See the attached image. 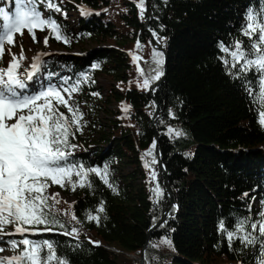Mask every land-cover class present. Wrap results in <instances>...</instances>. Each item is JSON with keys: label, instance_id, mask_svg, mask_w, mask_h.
<instances>
[{"label": "trees", "instance_id": "obj_1", "mask_svg": "<svg viewBox=\"0 0 264 264\" xmlns=\"http://www.w3.org/2000/svg\"><path fill=\"white\" fill-rule=\"evenodd\" d=\"M55 2L66 16L43 4L40 11L61 25L70 44L85 48L90 42L92 47L46 56L27 91L80 81L73 103L90 119L70 137L75 147L67 149L69 163L85 170L107 166L116 191L94 173L88 175L90 187L51 186L48 192L59 193L58 209L69 210L57 217L64 228L28 238L53 242L56 255L68 264H141L143 252L144 264H259V244L245 246L234 239L229 245L219 230L221 221L234 231L248 218L246 232L252 233L249 225L264 210V130L257 123L258 105L246 91L249 82L258 90L259 74L253 70L245 79L232 69L230 75L223 61L231 58L220 45L248 43L242 36L246 16L250 10L264 12V0H145L143 18L139 0ZM0 7L14 11V0H0ZM81 8L90 14L82 16ZM13 47L5 50L1 68L7 67ZM153 49L162 53L163 75L142 88L143 80L155 75ZM133 53L141 55L144 76ZM165 73L166 79L153 87ZM100 76L109 82L101 84ZM150 149L153 154L146 155ZM78 179L73 175V181ZM157 183L163 190L159 199L152 191ZM63 193L74 199L67 201ZM101 203L104 211L97 213ZM89 214H99V224L87 220ZM73 227L78 239L63 234ZM9 239L22 237L4 241Z\"/></svg>", "mask_w": 264, "mask_h": 264}, {"label": "snow or ice", "instance_id": "obj_2", "mask_svg": "<svg viewBox=\"0 0 264 264\" xmlns=\"http://www.w3.org/2000/svg\"><path fill=\"white\" fill-rule=\"evenodd\" d=\"M40 4L45 5L49 12L67 15L55 0H14V11L0 7V18L4 21L3 31H0V60L5 54V45L15 46L16 36H23L25 31L34 43L38 42L37 30H48L49 35L43 40L45 45L50 37L65 44L70 43V38L64 34L61 25L51 15L45 16L40 11ZM137 7L143 18L146 11L145 0H139ZM80 11L82 16L90 14L84 8ZM152 35L155 37L156 33L153 32ZM242 36L248 38L247 44L244 40H237L231 47L220 45L221 50L231 58L224 59L223 62L226 66L230 65L227 69L230 75L232 69H238L236 76L245 79L246 74L253 70L259 74L258 90L251 87L249 82L246 91L258 105L257 123L264 130V12H248ZM136 47H141L139 41ZM26 59L21 46L20 55L12 53L7 67L0 68V241H3L5 236L22 237L19 240L4 241L14 254L8 257L0 256V264H68L65 258L56 255L53 242L32 240L26 235L51 232L57 227L64 228V224L57 217L69 215V210L61 212L57 207L61 202L58 199L59 193L50 194L48 189L53 185L61 188L70 185L73 191L77 186L90 187L89 173L100 177L113 191L116 189L109 182L107 166L103 170H85L83 165L69 163L71 152L67 149L75 147L70 144V137L74 136L75 131L81 130L84 115L78 105L71 103L72 94L79 91L80 81L71 87L49 84L46 88L29 93L28 81H32L40 71L42 61L39 55L34 57L30 65L31 70L21 77L20 69ZM132 59L137 63L138 73L144 76V69L139 66L142 58L133 53ZM152 59L156 64L155 75L146 77L139 85L142 88H149L152 81L159 80L163 75L160 70L163 64L162 53L153 49ZM84 79L87 80L88 77L84 76ZM92 95L98 96L99 93ZM61 107L66 109V112L60 111ZM129 108V105L123 106L125 112ZM172 131L169 129L170 133ZM176 134L181 135L179 132ZM152 148H155V143ZM152 154V149L146 153L149 156ZM155 162L153 158L152 163ZM145 167H149L148 162H145ZM73 175L79 179L73 181ZM150 176L155 180L156 173L153 171ZM152 191L157 199L163 196V190L158 183ZM103 211L104 206L101 203L97 213ZM259 215L261 219L249 225L252 233L258 232L259 237L246 232L248 218L239 221L234 231H228L221 221L219 230L226 233L229 245L234 239L240 240L245 246L259 244V264H264V211ZM71 220L79 223L75 213H71ZM87 220L99 224L100 216L89 214ZM9 226L12 227L11 232L6 231ZM63 234L78 239L79 230L73 227L70 232L64 231ZM90 243L99 245L98 241ZM162 243L171 245L168 240ZM4 250L0 247V252Z\"/></svg>", "mask_w": 264, "mask_h": 264}, {"label": "rangeland", "instance_id": "obj_3", "mask_svg": "<svg viewBox=\"0 0 264 264\" xmlns=\"http://www.w3.org/2000/svg\"><path fill=\"white\" fill-rule=\"evenodd\" d=\"M7 2H8V0H6V3ZM3 24H4V21H3L2 18H0V31H3ZM48 35H49L48 30H45L43 32L37 30L36 38H37L38 42H35V43L30 38L29 34H27L26 37H24V39L21 38L22 36L17 35L16 36L17 43L11 49V53H10V56H9V59H8V63L12 59V53L16 54L17 56L20 55L21 46H22L23 50H24V56L27 57V59L22 62V67H21L20 70H25V72H24V76H25L26 71H30L31 70L30 69V65L33 63V58L36 57L37 55H39L41 57V61L43 62L44 58L46 56H48L49 54H54V53L79 54L82 51H86V50H88V48L92 47V44L90 42H88L86 44L85 48H83V47H80V46L72 45L70 43L65 44L62 41L56 40L54 37H50L49 40H48V44L45 45L43 43V40H44V37L48 36ZM10 47H12V46L5 45V49H9ZM135 54L137 56L141 57V55L139 53H135ZM140 61H142V59ZM8 63H7V65H8ZM31 82L32 81H28V83H31ZM99 82L101 84L105 85L109 81L104 76H100L99 77ZM28 92L29 93H34V90H29ZM73 101H74V98L72 96L71 103H73ZM73 105H74V103H73ZM61 111L62 112H66V109L61 107ZM82 113L84 114L83 115V120H89L90 119V115H88L87 112H85L83 110ZM127 168L130 169V167H127ZM54 191L55 190L52 189V190L49 191V193L52 194ZM63 197L67 201H72L74 199L73 196H70V195H67V194H64V193H63ZM254 204H255L256 208H258L260 206V204L257 202V200L254 202ZM6 231L11 232L12 230L11 229H6ZM5 237H3V241H0V247H3L5 249L3 252H0V256H4V257L12 256L14 254V252L4 242Z\"/></svg>", "mask_w": 264, "mask_h": 264}, {"label": "water", "instance_id": "obj_4", "mask_svg": "<svg viewBox=\"0 0 264 264\" xmlns=\"http://www.w3.org/2000/svg\"><path fill=\"white\" fill-rule=\"evenodd\" d=\"M147 5H148V12L151 13V9H150L149 2H147ZM152 40H153V43L155 44V46L158 47V45H157L155 39L152 38ZM160 49L164 50V48H163L162 46L160 47ZM166 67H167V62H166ZM166 73H167V70H166ZM166 73H165V75L163 76L162 80H160V81H159L156 85H154L153 87L160 85V84L166 79ZM153 87H152V88H153ZM158 113H159V109L157 110V114H158ZM160 168H161V170H164V169H165V168H164V165H163V163H162L161 160H160ZM168 189H169V186H168ZM164 218H165V217L163 216L162 220H163ZM144 260H145V253L143 252V253H142V256H141V264H144Z\"/></svg>", "mask_w": 264, "mask_h": 264}]
</instances>
